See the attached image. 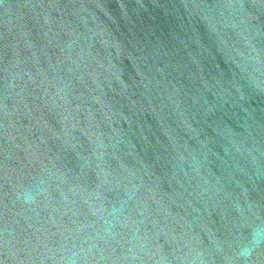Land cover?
Here are the masks:
<instances>
[{"label": "water", "instance_id": "1", "mask_svg": "<svg viewBox=\"0 0 264 264\" xmlns=\"http://www.w3.org/2000/svg\"><path fill=\"white\" fill-rule=\"evenodd\" d=\"M0 264H264V0H0Z\"/></svg>", "mask_w": 264, "mask_h": 264}]
</instances>
